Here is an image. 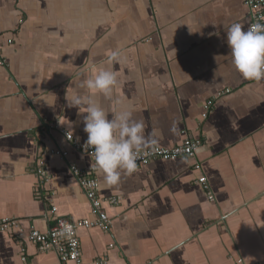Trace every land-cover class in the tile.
<instances>
[{
    "label": "crops",
    "instance_id": "obj_1",
    "mask_svg": "<svg viewBox=\"0 0 264 264\" xmlns=\"http://www.w3.org/2000/svg\"><path fill=\"white\" fill-rule=\"evenodd\" d=\"M236 22L248 28L243 0H0V220L45 233L52 207L71 222L90 218L69 165L89 170L92 160L49 127L86 141L83 114L66 100L87 94L80 84L94 64L119 81L111 99L96 97L110 118L132 110L158 148L190 136L203 150L152 162L118 186L95 171L111 226L77 230L83 263L264 264V80H245L233 67L225 35ZM113 50L120 61L108 64ZM226 89L199 124L202 104ZM40 160L49 178L37 200ZM0 264L59 262L0 233Z\"/></svg>",
    "mask_w": 264,
    "mask_h": 264
},
{
    "label": "clouds",
    "instance_id": "obj_2",
    "mask_svg": "<svg viewBox=\"0 0 264 264\" xmlns=\"http://www.w3.org/2000/svg\"><path fill=\"white\" fill-rule=\"evenodd\" d=\"M225 40L233 67L241 77L250 81L264 80V23H254L246 30L241 23H232ZM120 58V52L113 50L107 62L118 63ZM89 68L90 74L80 84L87 94L74 93L66 100L67 107L76 108L78 114H83V131L87 134L84 147L91 149L92 167L105 185L118 186L122 175L135 173L137 161L148 155L150 150L155 151L159 141L155 132L145 135L144 122L134 119L132 110L116 111L110 118L96 97L112 98L119 83L117 75L94 64ZM74 234L73 225L68 222H62L55 233L70 242H74Z\"/></svg>",
    "mask_w": 264,
    "mask_h": 264
},
{
    "label": "built area",
    "instance_id": "obj_3",
    "mask_svg": "<svg viewBox=\"0 0 264 264\" xmlns=\"http://www.w3.org/2000/svg\"><path fill=\"white\" fill-rule=\"evenodd\" d=\"M243 2L249 14L248 27L257 22L264 23V0H243ZM3 65L4 62L0 58V66ZM228 92L229 89L219 92L216 97L209 99L202 104V115L199 120V124H202V122L209 117L215 101ZM49 128L59 132L74 151L89 157L92 160L93 165L94 160L91 156V149L84 147L85 142L75 141L72 135L59 128L57 124H54ZM202 143L203 141L201 139H194L187 136L181 145L174 146L173 148L156 147L155 151L150 150L148 155L142 156L141 159L137 161L138 169L156 161H174L180 158L194 159L196 150L202 145ZM51 154L63 160L67 157V152L59 148L51 150ZM195 168L199 169L198 163L195 164ZM69 170L77 178L80 188L89 201V219L71 222L56 216V208L52 207L49 216H46L47 220L51 222V226L45 233H40L34 229L24 232V230L20 227L19 221L16 219L0 220V233H5L12 237V239L20 245L21 249L27 243L37 248L39 252L54 253L58 258L59 264H84L77 230H90L95 228L101 230L103 233H108L110 231L111 220L102 208L103 200L100 198L98 183L95 179L96 170L92 166L89 170H81L72 164L69 165ZM33 172L37 176L38 180V183L34 187L33 194L35 199L40 200L45 196L44 186L49 178L44 163L41 160L35 163ZM197 183L206 192L208 199L213 201L214 197L210 191L206 178L200 177ZM106 201L111 206H116L118 204V198H107ZM62 222H68L73 225L75 233L73 236L74 242L59 238L55 235ZM21 253L22 256H24L23 250H21ZM95 264H107L106 258L99 257L95 261Z\"/></svg>",
    "mask_w": 264,
    "mask_h": 264
}]
</instances>
